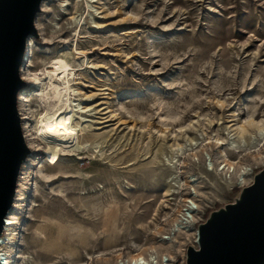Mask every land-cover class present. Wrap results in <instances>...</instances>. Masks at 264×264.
I'll use <instances>...</instances> for the list:
<instances>
[{"label": "rangeland", "instance_id": "obj_1", "mask_svg": "<svg viewBox=\"0 0 264 264\" xmlns=\"http://www.w3.org/2000/svg\"><path fill=\"white\" fill-rule=\"evenodd\" d=\"M40 7L20 66L28 81L18 111L32 148L9 209L15 223L4 232L15 240L3 245L9 260L119 264L149 253L185 264L193 235H163L190 186L203 220L264 166V145L251 150L257 135L240 142L234 130L247 116L264 118V0H43ZM58 56L76 68L71 86L92 96L78 99L88 110L70 114L82 145L75 137L49 156L35 133L42 105L32 75L48 88L52 78L40 69ZM192 137L195 144L174 150L176 140ZM222 137L226 143H216ZM226 159L232 173L222 169ZM240 166L249 172L241 184Z\"/></svg>", "mask_w": 264, "mask_h": 264}, {"label": "water", "instance_id": "obj_2", "mask_svg": "<svg viewBox=\"0 0 264 264\" xmlns=\"http://www.w3.org/2000/svg\"><path fill=\"white\" fill-rule=\"evenodd\" d=\"M42 1L0 0V234L30 150L18 111L26 85L20 66L29 37L37 36ZM185 264H264V166L231 202L197 224V244L186 247Z\"/></svg>", "mask_w": 264, "mask_h": 264}, {"label": "bare ground", "instance_id": "obj_3", "mask_svg": "<svg viewBox=\"0 0 264 264\" xmlns=\"http://www.w3.org/2000/svg\"><path fill=\"white\" fill-rule=\"evenodd\" d=\"M87 2L88 0H86V3ZM81 17H82L81 15L80 17L79 15L74 16V19L76 21V26L79 25ZM28 46L29 44H27V48ZM40 70H41L40 72H42L41 73L42 75L46 74L45 78L50 77L52 78V81L48 88L45 87V89H43L41 87L42 85V80L40 77L41 75L37 72H34V74L32 75V79H33L32 81L35 82L34 84L36 86L35 96L37 97V100L42 105L40 112L38 113V115L36 116L34 120V124H35L34 126L36 130L35 133L38 138L43 139L46 143L45 154L49 156H54L59 151L60 146H63L69 143L75 137L77 138V145L79 146L82 145V143L79 142L78 140V135L76 132L77 130L75 131L74 129H72L69 123L71 120L70 114L72 113V111L83 113L86 110H88V107H86L85 105H81V101L78 99H84V100L89 99L92 96V94L80 93L77 90V88L71 86L70 78L75 74L74 71L76 70V68H74L69 63V61L63 57L58 56V57L49 59L48 61L44 62V67H42ZM22 77L23 79L28 81L27 77L25 76H22ZM77 96H80L81 98L80 97L77 98ZM18 100L20 102L22 101V98L19 97ZM24 114L25 115H22L23 121L29 118L28 113L24 112ZM236 123H237V126L234 128V130H235L236 138L238 141L244 142L246 139V136L249 135L248 138H250L252 135H257V142L254 145L255 148L251 150L254 151V149L259 148L258 146L261 143L264 145V118L256 121L254 117L251 115V116H247L246 118L242 120H239ZM25 129H26V126H24V123H23L24 134H25V137H27ZM194 139L195 138L193 137L186 138L184 139V142H179L178 140L175 139L176 141L173 144L175 146L174 150L178 153L182 152V148L185 145L186 141H189L191 144H195ZM215 139H216L215 140L216 143L220 145L225 144L227 141L226 137L215 138ZM28 145L30 148H32L31 144H28ZM248 151H250V149ZM258 158L262 160V156ZM225 167H226L227 172L232 173L234 171V166H232V164L227 159L225 160V163L222 166V169H224ZM248 174L249 172L246 167L244 166L239 167L238 173H237L238 175L237 177L238 179H240L239 184L244 183L245 177ZM44 180L48 182L51 179L49 178V176H45ZM169 191L170 189L168 188L167 192ZM10 213H11V210L9 211L6 217L7 225L4 228L5 230L8 229V224L15 223V221H11L8 219L10 218L9 216ZM34 233H35L36 238L38 239H40V236H42L40 227H37L34 230ZM9 240H11V243L15 241L14 237L9 238ZM11 246L12 244L10 245V248ZM8 252H9L8 254H11V251H8ZM28 256L29 255L18 254V255H13L11 257V260L7 259V257H3L1 258V260L4 264H34L30 262V260H28L29 258ZM16 257H17V261L14 260L16 259ZM149 258L150 260H152L154 264H168V262L171 261V260L168 261L167 259L168 257H165V256L160 258V260L159 258H157V256L155 257L154 255L149 256ZM143 259H144V256L142 253H137V254L130 256V260H133V261L143 262ZM32 261L34 262V260Z\"/></svg>", "mask_w": 264, "mask_h": 264}, {"label": "built area", "instance_id": "obj_4", "mask_svg": "<svg viewBox=\"0 0 264 264\" xmlns=\"http://www.w3.org/2000/svg\"><path fill=\"white\" fill-rule=\"evenodd\" d=\"M251 183V182H250ZM249 183L242 184L241 186L247 185ZM188 196L184 198L183 204L181 207H179L174 219L171 222V225L168 229V231L163 235V239H170L177 235V233H184L189 232L193 235V246H196L197 244V224L200 223L201 219H199V213L201 212L199 203H198V194L196 193L195 186H190V191L187 194ZM9 213V212H8ZM8 215V214H7ZM7 215L5 216L4 220V227L0 234V264H4L1 260L3 257H7V259H10V254H8V250L3 248V245L7 243L9 240L7 237H5L4 232L6 231L4 228L6 227L7 223ZM10 224H8L9 226ZM151 253H155L154 251H151ZM149 253H147L144 256L143 262L139 261H133L130 260L129 257L120 258L118 261L119 264H154L152 260L149 258ZM160 260V258H159Z\"/></svg>", "mask_w": 264, "mask_h": 264}]
</instances>
